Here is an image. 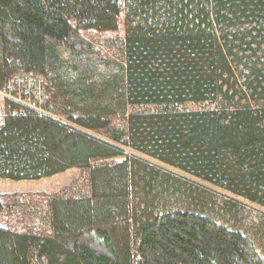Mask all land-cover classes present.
I'll return each mask as SVG.
<instances>
[{"label": "trees", "instance_id": "trees-1", "mask_svg": "<svg viewBox=\"0 0 264 264\" xmlns=\"http://www.w3.org/2000/svg\"><path fill=\"white\" fill-rule=\"evenodd\" d=\"M121 22L117 59L81 34ZM19 73L45 77L66 124L5 112L0 180L85 169L90 195L52 198L51 233L0 228V264H264L121 148L264 209V0H0V89Z\"/></svg>", "mask_w": 264, "mask_h": 264}, {"label": "rangeland", "instance_id": "rangeland-1", "mask_svg": "<svg viewBox=\"0 0 264 264\" xmlns=\"http://www.w3.org/2000/svg\"><path fill=\"white\" fill-rule=\"evenodd\" d=\"M124 29L121 22L117 32L85 31L81 34L85 39L98 45L109 57L117 59L116 55L122 47ZM188 109L193 108L189 107ZM5 110L6 106L0 100V125L3 117L6 116ZM133 111L152 112L153 108L135 107ZM116 121L118 118H113V122L116 123ZM88 133L102 138L93 132L88 131ZM103 140L110 142L109 139ZM121 148L127 159L136 161L134 167L138 170L140 177L145 180L149 181L150 178L148 174L144 173L146 171L149 173L151 170H159V176L168 175L163 176L155 187L160 196H165L167 191L171 190L179 193L186 191L191 195V206L196 209L198 214L252 240L264 259L263 208L128 147L121 146ZM122 160L124 159L118 157L105 162L113 164ZM144 167H146V171ZM154 183L155 180H151V185ZM139 184L141 185L142 181ZM89 189L88 172L78 168H70L64 173L38 181L0 180V228L8 227L18 232L42 230L48 219L45 201L48 202L54 197L86 195ZM151 195L152 193L149 194V198ZM138 199L141 202L145 201L142 192L138 194L136 200ZM142 206H145V203H142Z\"/></svg>", "mask_w": 264, "mask_h": 264}, {"label": "built area", "instance_id": "built-area-1", "mask_svg": "<svg viewBox=\"0 0 264 264\" xmlns=\"http://www.w3.org/2000/svg\"><path fill=\"white\" fill-rule=\"evenodd\" d=\"M0 99L7 103L5 112L9 116L20 117L33 113L66 124L61 117L47 110V81L40 74L19 73L9 76L0 89Z\"/></svg>", "mask_w": 264, "mask_h": 264}, {"label": "crops", "instance_id": "crops-1", "mask_svg": "<svg viewBox=\"0 0 264 264\" xmlns=\"http://www.w3.org/2000/svg\"><path fill=\"white\" fill-rule=\"evenodd\" d=\"M89 195H90V190H89L88 194H86L85 196H89ZM68 197H70V196H68ZM49 201H50V199L48 200V202L45 201V205L47 206V214H48V204H49ZM45 229H48V230L47 231H44ZM32 233L42 234V235H44V233H51L50 228H49V216H48V219L45 222L44 228L42 230H38V231L32 232Z\"/></svg>", "mask_w": 264, "mask_h": 264}, {"label": "bare ground", "instance_id": "bare-ground-1", "mask_svg": "<svg viewBox=\"0 0 264 264\" xmlns=\"http://www.w3.org/2000/svg\"><path fill=\"white\" fill-rule=\"evenodd\" d=\"M50 90V89H49Z\"/></svg>", "mask_w": 264, "mask_h": 264}]
</instances>
